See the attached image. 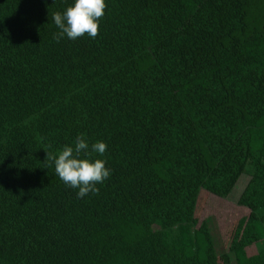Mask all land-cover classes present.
<instances>
[{"label": "trees", "instance_id": "16d2710c", "mask_svg": "<svg viewBox=\"0 0 264 264\" xmlns=\"http://www.w3.org/2000/svg\"><path fill=\"white\" fill-rule=\"evenodd\" d=\"M105 2L57 43L74 0H0V264H264V0ZM78 135L83 198L44 163Z\"/></svg>", "mask_w": 264, "mask_h": 264}, {"label": "clouds", "instance_id": "9594fccd", "mask_svg": "<svg viewBox=\"0 0 264 264\" xmlns=\"http://www.w3.org/2000/svg\"><path fill=\"white\" fill-rule=\"evenodd\" d=\"M106 8L105 0H74V4L65 11L51 13L52 21L58 29L53 39L57 43L65 37L73 41L85 35L95 39ZM106 149V143L96 142L89 151L85 136L78 135L73 145H65L55 153L46 151L44 163L46 168L54 165L55 175L68 187L78 189L77 196L83 198L89 193H97L99 189L96 185L102 184L111 175L105 160L91 158L92 153L103 156Z\"/></svg>", "mask_w": 264, "mask_h": 264}, {"label": "rangeland", "instance_id": "374dc122", "mask_svg": "<svg viewBox=\"0 0 264 264\" xmlns=\"http://www.w3.org/2000/svg\"><path fill=\"white\" fill-rule=\"evenodd\" d=\"M249 181H250V177L248 175H243L239 179L238 183L234 187V189H233V191L229 197L230 201H232L234 203L238 202L239 198L241 197L242 193L244 192L245 188L247 187ZM214 236L217 239L218 235L216 233V230H215Z\"/></svg>", "mask_w": 264, "mask_h": 264}]
</instances>
